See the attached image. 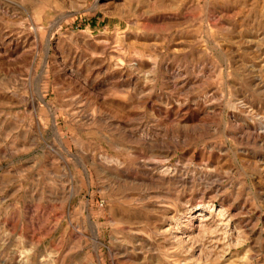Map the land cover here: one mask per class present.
<instances>
[{
    "label": "rangeland",
    "instance_id": "obj_1",
    "mask_svg": "<svg viewBox=\"0 0 264 264\" xmlns=\"http://www.w3.org/2000/svg\"><path fill=\"white\" fill-rule=\"evenodd\" d=\"M0 264H264V0H0Z\"/></svg>",
    "mask_w": 264,
    "mask_h": 264
}]
</instances>
